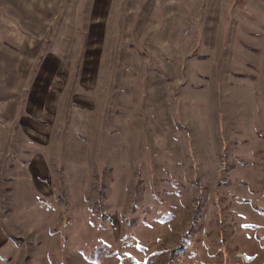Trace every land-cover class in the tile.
Masks as SVG:
<instances>
[{"label":"rangeland","instance_id":"rangeland-1","mask_svg":"<svg viewBox=\"0 0 264 264\" xmlns=\"http://www.w3.org/2000/svg\"><path fill=\"white\" fill-rule=\"evenodd\" d=\"M209 6L166 32L107 0H0L1 84L27 58L122 89L133 55L145 94L124 130L56 155L46 195L0 177V264H264V0Z\"/></svg>","mask_w":264,"mask_h":264},{"label":"crops","instance_id":"crops-1","mask_svg":"<svg viewBox=\"0 0 264 264\" xmlns=\"http://www.w3.org/2000/svg\"><path fill=\"white\" fill-rule=\"evenodd\" d=\"M208 1L210 2L124 0L123 3L121 0H107V3H110V10L113 8V11L117 8L134 11L130 17L124 18V21H168L166 24L168 32L174 21H192L191 11L205 5L207 7L213 2ZM106 8L107 6L104 10ZM109 17L111 18L106 21H116L112 19L111 14ZM199 18L195 17L194 21H199ZM134 41L141 39L134 38ZM191 56L190 53L186 55ZM125 59L124 69L129 70L130 81L120 83L122 89L111 88L110 84L104 82L107 80L106 75L103 79L99 73L91 78L92 81L88 79L84 82L89 74L87 66L80 67L81 70L72 68L73 77L69 89H66V84L61 81L64 73L61 65L38 68L33 78L29 72L31 62L29 59L26 58V62L24 59V64L12 67L11 74L15 73L17 77H12V82L7 85L0 83V154L3 153L5 155L3 157L17 155L18 160L2 164L3 171L0 172V177L9 174L14 179L13 182L17 177L19 181L29 180L44 189L38 191L44 196L48 190L46 180H52L54 169L57 167L55 157L58 153L63 149L71 152L72 145L78 147L77 152L75 150L71 152L72 162H75L78 159L73 157L72 153L87 154V141H81L79 139L81 135L88 138V141L91 138L96 139L95 137L109 139L111 131L124 130L128 120L137 117L131 112L134 104H138L136 100L145 98L140 88L142 83L139 84L136 76V73H142L139 59L133 55ZM148 59L147 62L151 58ZM133 70H136V73ZM145 88L147 91L152 90L151 83H147ZM5 95L8 98L6 104L2 100L5 99ZM3 96L4 98H1ZM130 103L133 105L128 108ZM53 144H56V149H52ZM52 152L56 153L53 157ZM50 158H54L51 160L55 166L50 162ZM83 159L86 161V156ZM19 171L23 174H19ZM8 232L0 225V247L10 243Z\"/></svg>","mask_w":264,"mask_h":264}]
</instances>
